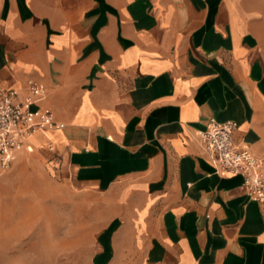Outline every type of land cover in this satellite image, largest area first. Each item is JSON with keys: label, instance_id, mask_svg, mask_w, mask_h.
I'll return each instance as SVG.
<instances>
[{"label": "crops", "instance_id": "crops-1", "mask_svg": "<svg viewBox=\"0 0 264 264\" xmlns=\"http://www.w3.org/2000/svg\"><path fill=\"white\" fill-rule=\"evenodd\" d=\"M29 79L58 124L30 146L111 264H264V204L195 137L234 120L264 153V0H0V87Z\"/></svg>", "mask_w": 264, "mask_h": 264}, {"label": "rangeland", "instance_id": "rangeland-1", "mask_svg": "<svg viewBox=\"0 0 264 264\" xmlns=\"http://www.w3.org/2000/svg\"><path fill=\"white\" fill-rule=\"evenodd\" d=\"M51 167L45 152L24 148L0 168V264H111L95 206Z\"/></svg>", "mask_w": 264, "mask_h": 264}, {"label": "built area", "instance_id": "built-area-1", "mask_svg": "<svg viewBox=\"0 0 264 264\" xmlns=\"http://www.w3.org/2000/svg\"><path fill=\"white\" fill-rule=\"evenodd\" d=\"M46 86L37 79L26 82L25 93L13 87H0V168L8 170L24 148L30 149V137L38 130L57 128L55 114L39 102ZM33 105H37L33 109ZM238 124L234 120L217 122L210 118L206 129L197 130L196 139L219 174L240 175L250 198L264 204V153L255 154L247 144L234 138Z\"/></svg>", "mask_w": 264, "mask_h": 264}, {"label": "bare ground", "instance_id": "bare-ground-1", "mask_svg": "<svg viewBox=\"0 0 264 264\" xmlns=\"http://www.w3.org/2000/svg\"><path fill=\"white\" fill-rule=\"evenodd\" d=\"M29 150H32V148H30Z\"/></svg>", "mask_w": 264, "mask_h": 264}]
</instances>
